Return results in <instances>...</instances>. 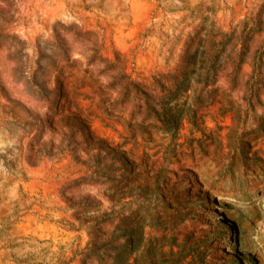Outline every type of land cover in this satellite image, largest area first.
<instances>
[{
    "label": "rangeland",
    "instance_id": "374dc122",
    "mask_svg": "<svg viewBox=\"0 0 264 264\" xmlns=\"http://www.w3.org/2000/svg\"><path fill=\"white\" fill-rule=\"evenodd\" d=\"M0 264H264V0H0Z\"/></svg>",
    "mask_w": 264,
    "mask_h": 264
}]
</instances>
